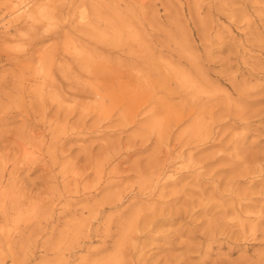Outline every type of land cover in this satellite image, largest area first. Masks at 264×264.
I'll return each instance as SVG.
<instances>
[{"label":"rangeland","instance_id":"obj_1","mask_svg":"<svg viewBox=\"0 0 264 264\" xmlns=\"http://www.w3.org/2000/svg\"><path fill=\"white\" fill-rule=\"evenodd\" d=\"M0 264H264V0H0Z\"/></svg>","mask_w":264,"mask_h":264}]
</instances>
